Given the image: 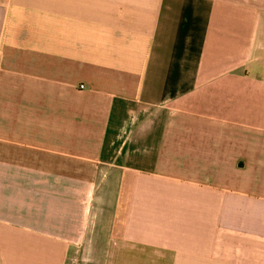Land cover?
I'll use <instances>...</instances> for the list:
<instances>
[{"label": "crops", "instance_id": "crops-1", "mask_svg": "<svg viewBox=\"0 0 264 264\" xmlns=\"http://www.w3.org/2000/svg\"><path fill=\"white\" fill-rule=\"evenodd\" d=\"M0 264H264V0H0Z\"/></svg>", "mask_w": 264, "mask_h": 264}]
</instances>
